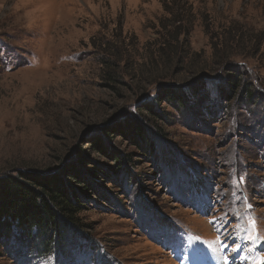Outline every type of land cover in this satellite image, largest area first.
<instances>
[{
    "label": "rangeland",
    "instance_id": "1",
    "mask_svg": "<svg viewBox=\"0 0 264 264\" xmlns=\"http://www.w3.org/2000/svg\"><path fill=\"white\" fill-rule=\"evenodd\" d=\"M191 4L182 62L161 72L159 0H0V176L79 157L102 172L78 231L44 249L13 227L0 264H264V0Z\"/></svg>",
    "mask_w": 264,
    "mask_h": 264
},
{
    "label": "trees",
    "instance_id": "2",
    "mask_svg": "<svg viewBox=\"0 0 264 264\" xmlns=\"http://www.w3.org/2000/svg\"><path fill=\"white\" fill-rule=\"evenodd\" d=\"M159 2L165 15L158 20V37L152 42L158 46L155 51L150 52V58L157 68L158 66L164 68L161 72H168L166 70L172 63L182 62V52L187 45V37L192 31L195 17L191 0H159ZM118 29L121 30L120 21H118ZM229 34H220L222 35L220 40L211 42L213 51L218 46L220 48L213 54L220 65H228L232 62L230 58L233 53L227 52L222 56L219 54L224 47H227L228 42L235 41ZM152 43L149 42V45ZM228 48L230 49L231 46ZM123 51H111L110 56L118 63L124 57ZM237 84L238 82L235 81L233 84L229 82L227 96H234ZM162 95L165 99L169 97L175 99L176 91L173 87H168L166 93ZM127 124L133 127L130 128L132 133L129 136L134 140V144L142 147L147 143L148 147L144 151L146 153L153 150L154 145L145 133L144 127L135 121ZM127 124L121 127L129 131ZM138 135L140 138H137ZM141 139H144L143 144L139 142ZM119 158L120 156L113 158V171L121 169L124 172L126 169L127 172V168L122 165ZM82 161L83 158L79 157V161L71 165H63L55 177L22 169L0 176V250L14 234L13 227L27 237L41 239L38 245L42 244L44 249L54 241L57 242L56 237H60L62 233L71 231L73 235L78 231V227H74L76 216L83 208V201L92 190L91 185L95 183L96 176L102 173L96 167L83 170Z\"/></svg>",
    "mask_w": 264,
    "mask_h": 264
},
{
    "label": "snow or ice",
    "instance_id": "3",
    "mask_svg": "<svg viewBox=\"0 0 264 264\" xmlns=\"http://www.w3.org/2000/svg\"><path fill=\"white\" fill-rule=\"evenodd\" d=\"M249 224H250L251 228L254 230L255 229V221L254 220H250ZM249 238L250 239H254V237H251V236ZM222 246L224 248H228L229 247V245L227 243L223 242V241H222Z\"/></svg>",
    "mask_w": 264,
    "mask_h": 264
},
{
    "label": "bare ground",
    "instance_id": "4",
    "mask_svg": "<svg viewBox=\"0 0 264 264\" xmlns=\"http://www.w3.org/2000/svg\"><path fill=\"white\" fill-rule=\"evenodd\" d=\"M214 260V259H213ZM216 261H214L213 263H215ZM217 263V262H216ZM212 264V263H211Z\"/></svg>",
    "mask_w": 264,
    "mask_h": 264
}]
</instances>
